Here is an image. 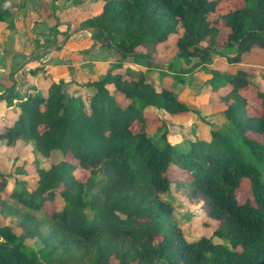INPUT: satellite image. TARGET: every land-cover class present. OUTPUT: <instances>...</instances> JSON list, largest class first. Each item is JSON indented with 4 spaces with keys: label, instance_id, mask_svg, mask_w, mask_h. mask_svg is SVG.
Wrapping results in <instances>:
<instances>
[{
    "label": "trees",
    "instance_id": "trees-1",
    "mask_svg": "<svg viewBox=\"0 0 264 264\" xmlns=\"http://www.w3.org/2000/svg\"><path fill=\"white\" fill-rule=\"evenodd\" d=\"M6 1L0 0V23L13 18ZM96 1L99 12L76 29L116 60L89 79L86 99L67 98L60 80L37 91L35 69L21 86L9 73L0 93V142L32 143L35 157L18 173L37 176L33 190L23 181L7 190L8 177L0 173V216L16 219L14 226L0 225V264H264V142L254 138L264 136V79L210 68L213 57L235 64L253 49L264 52V0H238L225 12L220 9L232 0ZM221 28L227 34L218 42ZM170 39L175 56L167 68L175 74L160 77L180 80L204 70L223 107L208 122L207 139L183 148L171 144L156 111L185 115L188 106L149 82L155 48ZM249 87L256 113L248 112L243 94ZM54 153L58 161L40 166ZM173 167L185 176L171 179ZM77 169L86 173L83 179L74 176ZM243 182L249 195L240 201ZM171 185L205 202L207 216L218 223L212 236L222 243L185 238L162 198ZM31 238L40 240L39 250L25 247Z\"/></svg>",
    "mask_w": 264,
    "mask_h": 264
},
{
    "label": "rangeland",
    "instance_id": "rangeland-1",
    "mask_svg": "<svg viewBox=\"0 0 264 264\" xmlns=\"http://www.w3.org/2000/svg\"><path fill=\"white\" fill-rule=\"evenodd\" d=\"M75 1L76 3L74 0H57L51 3L50 0H7L4 3V6L13 10V18L9 23L0 25V93L8 83L9 73L13 74L18 86H21L27 79V71L35 69L37 72L33 85L41 93L45 92L50 80H60L67 98L81 95L86 99L90 95L87 86L89 79L102 74L104 64L116 60V57L112 51L100 48L89 32L76 29L83 20L99 12L100 3L96 0ZM238 5V0H232V3L222 6L220 12ZM51 27L53 30L49 32ZM226 34L227 30L221 28L217 41L222 42ZM227 55L232 57L234 52L230 51ZM174 56L172 39L155 48L149 82L156 89H169L179 101L188 106L190 112L185 115L169 116L162 111H156L166 124L171 144L183 148L188 141H194L197 137L207 139L208 122L212 120L213 114L223 107L216 103V96L210 92L207 85L210 75L204 70L184 75L180 80L174 79L172 75L160 77L159 72L175 74L169 73L170 69L167 68ZM178 63L185 68L182 62ZM123 67L146 71L144 67L135 64L124 63ZM210 68L231 74L242 70L254 78L263 76L264 79V52L253 49L242 54L240 62L235 64L228 63L223 57H213ZM243 94L248 99V112H258L259 106L252 87ZM116 100L124 104L120 96L116 97ZM4 107L5 105L0 103V118L5 114ZM151 130V135L156 140L158 135L153 127ZM254 138L264 142V136ZM34 157L30 142L18 141L13 146L0 142V173L8 177L7 190L14 187L17 181L25 182L28 190L36 187V174L22 177L18 173L24 166L30 165ZM59 158L60 155L54 153L48 160L42 161L40 166L47 167ZM67 160L76 163L70 156H67ZM169 172L171 179L185 176L175 167ZM85 175L80 169L74 171V176L78 179H83ZM237 195L240 201L249 195L245 182ZM162 198L172 206L174 218L187 240L203 236L210 238L214 243H222L212 236L218 223L207 216L204 201L190 196L186 188H176L174 185H171L169 194L163 195ZM1 199L12 203L4 194ZM5 224L14 226L16 219L2 215L0 225ZM24 245L32 250L42 247L37 238L25 239Z\"/></svg>",
    "mask_w": 264,
    "mask_h": 264
},
{
    "label": "crops",
    "instance_id": "crops-1",
    "mask_svg": "<svg viewBox=\"0 0 264 264\" xmlns=\"http://www.w3.org/2000/svg\"><path fill=\"white\" fill-rule=\"evenodd\" d=\"M1 24H5V23H0V25H1Z\"/></svg>",
    "mask_w": 264,
    "mask_h": 264
}]
</instances>
